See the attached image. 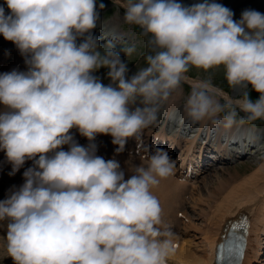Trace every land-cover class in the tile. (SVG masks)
Segmentation results:
<instances>
[{"label": "clouds", "instance_id": "1", "mask_svg": "<svg viewBox=\"0 0 264 264\" xmlns=\"http://www.w3.org/2000/svg\"><path fill=\"white\" fill-rule=\"evenodd\" d=\"M114 3L125 10V23L147 37V66L130 78L120 51L131 56L135 45L117 51L109 41L100 50L93 35L97 0L0 4V35L27 66L0 73V151L12 165L10 176L33 161L24 183L0 200L14 264H168L174 234L152 192L174 174L167 151L157 148L126 179L118 160L96 154L95 140L111 136L117 154L129 139L139 141L182 92L191 68L222 66L229 88L250 85L259 96L245 91L233 99L210 79L195 81L183 109L189 123L230 129L236 107L245 114L240 124L264 120V14L246 9L237 21L216 0ZM101 68L108 69L107 85L94 75Z\"/></svg>", "mask_w": 264, "mask_h": 264}, {"label": "bare ground", "instance_id": "2", "mask_svg": "<svg viewBox=\"0 0 264 264\" xmlns=\"http://www.w3.org/2000/svg\"><path fill=\"white\" fill-rule=\"evenodd\" d=\"M179 2L185 5H192L193 3L200 2V0H179ZM216 2L231 9L234 16H241V13L246 9L256 11L264 9L263 0H216ZM3 3L4 0H0V4ZM102 27H106L108 30H105V34H101L100 37H97L99 41L115 36L118 37L120 35L119 30H117L113 21L109 24L107 22L97 20V27L93 30V35L95 37L101 32ZM13 69L27 71L25 58L21 56L19 50L12 42L5 40L3 36L0 35V73L10 72ZM190 79L192 82L199 81L198 79ZM219 89L233 99L240 98L238 97V90L240 88H236L232 91V94L222 88ZM182 95V92L177 93L170 102L164 104L158 115L157 122L143 130L142 137L139 141L136 139H133V141L132 139H129L122 151L124 152L126 150L130 152L132 149V152L134 151L136 154L141 153L146 156L151 154H149L151 151L149 149L150 146L154 147V152L157 148L164 149L162 145L164 140H167L174 148L182 143L185 145L183 152L181 151L178 166L174 168V174L167 179L161 180L164 184V188L159 190L167 194L160 205L164 220H166L171 214L175 215L174 213H176L177 210H180L177 209L178 206L180 208L183 207L181 206L183 203V201H181L183 199V192H186L184 191L186 188L190 189L191 185L195 186V179L203 171V169H205L202 162L205 160V157L207 156L206 152L209 149L212 150L218 157L223 158L226 161H230L238 153H248L246 150L252 143H255L253 145L254 149H249L254 151L258 150L257 145L260 140V132L258 130L260 128L253 125L240 124L237 122L230 129H225L222 126L213 129L210 125H194L189 123L186 119H184L183 109L185 102H180V97ZM2 109L3 106L0 105V110ZM71 132L75 141L79 145L87 146L88 140L81 136L78 130L72 129ZM131 141L132 144H130ZM237 142L239 144V148L236 149L234 148V144ZM95 144L97 145L96 154L103 157L106 156L104 158L105 160L110 159V155L116 153V146L112 144L111 136L98 135L95 140ZM128 144L130 145L128 146ZM64 150H68L67 145L64 146ZM1 153L2 152L0 151V174L4 173L3 175H5L9 170H12V165L8 163L7 158H1L3 154L5 156V153ZM117 157L118 156H115V158ZM18 172L19 171L16 173ZM241 172L229 173L226 179H231L233 177L234 179L225 180V182L219 187H216L215 190H207V194L205 193L207 196H204L203 192L196 196L195 192H192L193 190L190 189V199L193 202V205L197 206V204L201 203L199 200L206 204V208H199L200 213H198L202 224H204V226H202L203 230L200 231L198 235L197 233L194 235L196 237L195 245H193L192 241L188 239L183 241L179 240L177 235L174 234L173 243L176 251L175 254L170 257L168 263L215 264V247L221 239V234L224 232L223 229L227 221L238 218L241 213H247L251 219L248 246L241 264H251L258 256L261 255V253H263L264 164H260L255 168L253 167V169L244 175ZM20 174L23 176L22 172ZM223 178V176H217V180H223ZM261 181L262 183H260ZM173 221H178V218L175 217ZM191 221L192 220H190V222ZM202 224H200V226ZM5 225H7V223ZM166 226L169 227V223L167 225V220ZM202 227L200 228L202 229Z\"/></svg>", "mask_w": 264, "mask_h": 264}, {"label": "rangeland", "instance_id": "3", "mask_svg": "<svg viewBox=\"0 0 264 264\" xmlns=\"http://www.w3.org/2000/svg\"><path fill=\"white\" fill-rule=\"evenodd\" d=\"M101 2L105 5V7L102 10L99 9V4ZM263 3H264V0H263ZM97 11L99 13L98 20L107 22L109 24H110V22L113 21L117 27V30H119V33H120V35L118 37L115 36V37L106 38L105 40L99 41V43L101 45V49H100L101 51H103L104 46L109 41L113 42L116 45L117 51H120L121 48H125V47L135 45L136 51L131 56H126L123 51H120V56H121L122 60L125 63H127V65H128L127 76L130 78L132 75H134L136 73L137 70L147 66L145 59H144L145 55L149 53V48L147 45V37L141 34V29L138 26H136V25L130 26V25L125 23V21H124L125 10L122 7H120L118 4L114 3V0H97ZM258 12L264 14V9L263 10L261 9ZM240 18H241V16H234L233 17V19L237 20V21ZM105 30L107 31L108 29L106 27H102L101 32L98 33L96 35V37H98V36L100 37L101 34H105L106 33ZM107 71H108V69L101 68L97 72L94 73V75L97 76L102 81V83H104L105 85L110 83V80L107 78V75H106ZM224 71L225 70L222 66L218 69H213V70H210L208 72H204L203 70H199V69H196L194 67L191 68L189 70V72L187 73L189 80L187 82L183 83V91H182L183 97L182 96L180 97L181 98L180 102H183V101L185 102V100L187 98L186 96H188V94L191 92V84L193 82L191 81L190 78L198 79V80L210 79L214 86H216L218 88H222V89H224V90H226L232 94V91H234V90L229 88L227 81L225 80V77H224ZM238 91H239L238 97H242L243 93L245 91L248 92L250 98L253 100L257 99L259 96V93L252 90L250 85L248 86V89L240 88ZM224 102L225 101L223 99H221V103H224ZM235 110L237 112L236 119H237V122H239L240 118L243 117L245 114L243 112H241L238 107H236ZM244 124L253 125V126L260 128V129H258L260 132L259 133L260 134V138H259L260 140L258 141V145H257V148H259V150H257V151L251 150V149H254L253 148L254 146H252V145L255 144V143H252L250 146H248L251 149L248 148L246 150L248 153H246V154L245 153L244 154L238 153V155L235 157L236 160L226 161V162L222 161L223 160L222 158H219L218 156L213 155L214 154L213 152L207 153V158L205 157L206 160L204 163V165L207 169L206 168L203 169V171L198 175L199 177L195 179L196 182L194 185L197 187H195L193 185H191V187H190V189L193 190L192 192H195L196 196H198L199 193L201 194L202 192H203L204 196H207L206 195L208 192L207 190H209V191L215 190L216 187H219L221 184H223L225 182V180H233L234 177L231 179H226L227 175L231 172H241L242 171L241 173H243V175H244L247 172H249L251 169H253V167L255 168L260 164L261 165L264 164V162H263L264 161V120H257L253 123H247L246 122ZM132 141H133V139H132ZM132 141L130 142V144H132ZM130 144H128V146ZM162 144L164 145L163 146L164 149L167 150L168 155L174 164V168H176L178 166V161L180 160L181 151L183 152L185 145L183 144V145H180V147L177 146L175 148H169L168 146L170 144L167 142V140L163 141ZM237 144H238V142L236 144H234V148H236V149L239 148V146ZM152 148H151V146L149 147V149H151V150H152ZM180 148H182V149L180 150ZM1 152L4 153L3 151H1ZM177 152H179V156H178ZM124 153H126V154H124L125 156L124 155L121 156V155L116 154L115 156H118V157L114 158V159H116L120 162L122 169L125 171V178L126 179L130 175L134 174V170L137 166H141V165H143L145 167L147 166L148 158L150 156L146 155L147 157H140V156H137L138 154H136V153H133L130 156V155H127L128 151H124ZM150 153H151V151L149 152V154ZM139 154L142 155L141 153H139ZM151 154H153V153H151ZM142 156H144V155H142ZM2 157L6 158V156H4V154L1 156V158ZM105 157L106 156H104L103 158H105ZM261 160H263V161H261ZM258 161H260V162H258ZM256 164H257V166H256ZM32 166H33V161L28 160L25 162L24 166L21 167V169L19 170V172H18L19 174L16 173L15 175L10 176L8 172H10L11 170H9L5 174L6 176L8 174L7 177L5 175H3L4 173L0 174V176H1L0 200L6 199L7 196L9 195L10 191H12L14 188H19L24 183V177L20 173L22 172V174H23V172L27 168L32 167ZM242 168H243V170H242ZM217 176H223L224 178H223V180H217ZM189 182L192 183L191 181H189ZM260 183H262V181ZM163 188H164V184L161 181L158 186H156L152 189L153 195L156 196L160 205L162 204L163 200L165 199V197L167 195L166 193H163L159 190V189H163ZM190 189L186 188L184 190L186 192H183V196H182L183 199L181 200V201H183V203L181 202L182 203L181 206H183V207L180 208L178 206L177 209H180V210L179 211L177 210V212L174 213L175 215L171 214L166 220H167V225L169 223V227L168 226L167 227L170 228V230L172 231L173 234L177 235L179 240L183 241V240L188 239V240L192 241L193 245H195L196 244L195 243L196 237L194 235L196 233L198 235L199 232L203 230L202 226H204V224H202V221L200 219V215H198V213H200L199 208H201V207L206 208V204H204L201 200H199L201 203L197 204V206L198 205H200V206L197 207V206L193 205V202L190 199V196H191L190 195L191 194ZM175 217L178 218V221H173V219H175ZM163 218L164 217H162L163 223L165 221L164 224L166 225V220H164ZM189 219L192 221L190 222ZM4 223L6 224L8 222L7 221L0 222V233H1L0 234V264H14L12 258L10 256H8V254H7V241H6L7 225H5ZM200 224H202V225L200 226ZM200 227H202V229ZM175 229H176V232H175ZM262 250H263V253H261V255L258 256L255 259V261H253L251 264H253V263L254 264H264V249H262Z\"/></svg>", "mask_w": 264, "mask_h": 264}, {"label": "snow or ice", "instance_id": "4", "mask_svg": "<svg viewBox=\"0 0 264 264\" xmlns=\"http://www.w3.org/2000/svg\"><path fill=\"white\" fill-rule=\"evenodd\" d=\"M244 225H245V236L240 238V241L237 243L236 247H235V251L233 253V255L235 256V258L237 259V262L239 264L240 261H242V255H243V248H244V242L246 239V231H247V219L244 218L243 221ZM237 225H233V227H236Z\"/></svg>", "mask_w": 264, "mask_h": 264}]
</instances>
